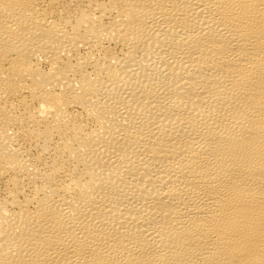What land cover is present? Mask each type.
Masks as SVG:
<instances>
[{"label": "bare ground", "instance_id": "6f19581e", "mask_svg": "<svg viewBox=\"0 0 264 264\" xmlns=\"http://www.w3.org/2000/svg\"><path fill=\"white\" fill-rule=\"evenodd\" d=\"M0 264H264V0H0Z\"/></svg>", "mask_w": 264, "mask_h": 264}]
</instances>
